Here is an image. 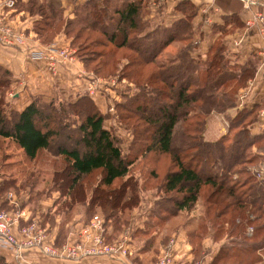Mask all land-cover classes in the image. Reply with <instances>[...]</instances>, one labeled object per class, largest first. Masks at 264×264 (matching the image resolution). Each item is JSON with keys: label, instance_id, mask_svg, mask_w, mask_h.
I'll return each mask as SVG.
<instances>
[{"label": "trees", "instance_id": "obj_1", "mask_svg": "<svg viewBox=\"0 0 264 264\" xmlns=\"http://www.w3.org/2000/svg\"><path fill=\"white\" fill-rule=\"evenodd\" d=\"M148 3L146 0L83 1L75 7L74 17L67 19L62 16L60 5L54 1L40 3L37 0H28L26 4L29 6L26 10L33 13V6H36L37 11L41 13H38L40 19L34 21L33 26L39 37L44 34L48 25L50 28L53 26L48 19L57 18L65 20L60 29L63 27L64 33L70 39V44L79 36L76 33L70 37V30L79 27L86 31L98 32L103 35L108 44H112L119 50L135 54L136 59L126 63L124 67L140 63L153 64L154 72H151L149 76L153 75L154 80H160L167 86L164 97L168 102H162L156 110H151L146 106L147 98L145 97L148 95L142 99V104H140L139 98L143 96L135 94L134 99L136 100L133 105L134 111L143 112L142 132H150L152 135H149L148 138H143L142 133L138 134V138L135 135L130 147L124 152L120 147L119 138L115 136L111 128L104 127L105 115L88 94L79 95L74 101L66 100L65 102L61 100L44 101L36 96L32 97L23 109L16 110L6 100L12 80L11 74L8 70L0 67V138L11 139L17 147L22 149L24 164L34 161L44 150L52 152L56 157H62L66 164L65 167L62 170L53 171L50 187L49 184L47 185L50 190H56L60 194V202L56 211L68 212L74 205L81 203L85 204V213L89 218L91 215L87 213L93 211L94 208H99L104 213V222L107 224L111 222L112 224H110L114 228L120 227L122 216L125 215L127 219L126 212L135 208L141 200L140 190L143 186L135 178L134 167L145 163L147 159H159L162 155H168L169 162H164V166L167 167L165 172H151L154 174H150V178L145 179V183H152L160 176L162 180L159 187L156 188L158 190L162 188L164 192L177 195H172L163 201L157 200L149 214L147 224L149 225L150 222L158 226L181 210H192L198 199H202L204 218L199 223V231L190 234L194 251L197 253L199 250L202 237L200 232L207 227L213 230L215 239H225L211 262L207 264H221L225 259L250 255V252L261 256V252L264 250V241L259 240L254 244L246 242L248 243L246 245L234 244L231 241L233 239L232 232L238 227L243 228L244 225L241 224L240 219L231 225L229 221L223 219V217H227L230 207L239 209L249 207V209L264 213L262 183L246 168L255 160L256 155L253 151L251 152L252 156L244 155L248 146L252 149L254 145L259 150L256 140L264 139V133L253 135L248 126L257 119V108L242 107L234 117L229 119V126L225 134L215 141H207L203 136V127H205V120L211 110L207 107L204 108L203 105L195 104L197 101H204L203 104L207 106L213 105L216 104V98L222 96L217 103L218 108L222 109L216 110V112H224L236 103L237 92L232 99L230 94L233 95V92L225 90L223 86L230 83L229 81L242 79L241 85L237 84L239 89L245 85L248 78L254 76L255 70L251 66L230 64L218 42V45L214 44L217 46L216 50L214 45L209 48L204 60L199 56H192L193 48L198 45L191 26V19L197 8L189 1H180L176 5V9L182 11L184 17L168 27H157L146 31L148 24L142 19V14L145 9L143 6H148ZM187 5L191 9L185 8L188 7ZM108 12L111 14L109 19L105 20V14ZM43 16H46L44 20ZM39 23L41 24L40 29L36 26ZM59 30H55L54 34L47 38L48 40H41L43 42L51 41ZM173 42L182 43L180 55L173 57L168 63L163 64L158 61V54ZM187 63L192 68L189 72L183 68ZM232 67H239L240 70L232 72ZM155 92L158 95L162 94L158 91ZM121 105L123 106V104ZM121 105L119 106L123 119L127 114H124L126 107L123 106V108ZM67 107L70 113L76 114L78 117L82 115V119L75 122L76 125L66 122V118L64 120L60 118L61 113L67 112ZM181 108L184 109L182 112L183 122L196 116H203L204 119L198 120L196 123L202 140L199 142L188 140L185 147H181L182 152H179L173 144V137L180 118L177 112ZM196 108L198 111H195ZM241 124L243 127L240 128ZM200 128H202V133ZM233 131L243 133L246 140L243 142L235 138L231 141L229 137ZM60 138L63 139V142L58 143L51 151L55 140ZM138 139L142 143V140L146 139L148 142L145 146L143 144V146H137L136 140ZM188 139L190 138L188 137ZM226 141L230 142L227 152H225ZM2 146L0 142V148ZM214 147L217 149L216 152L213 150ZM5 157L8 156L2 152L0 175L4 180L0 183V194L8 189L16 191L17 187L14 185L18 180L22 186L28 188L43 183L39 177V170L33 168V172L30 168L21 167L16 172L11 170L12 167H9L11 163L4 164ZM221 160L230 166L229 170L236 169L233 176L245 175L242 184H228L226 170L216 168ZM240 161L245 167L234 166ZM157 165L161 166L159 163ZM145 168L148 169V166ZM156 168L158 167L152 164L150 169L155 170ZM96 170H99L100 177L88 196L81 180ZM35 171L36 175H34ZM21 174L25 175L23 179L20 178ZM26 178H28L27 182L24 180ZM117 180L121 181L113 186ZM249 181H253L256 191L249 192ZM46 187L43 188L44 193L47 192L48 187ZM205 191L207 194H204ZM226 199H231L229 203H226L227 206L221 211H215L214 206H220ZM164 201L166 204H163ZM242 214L243 212H239L237 216ZM248 221L249 219L244 223ZM223 224L231 226L229 233L224 235L221 232ZM262 225L260 224L257 230L261 229ZM242 231L244 232V229ZM54 243L61 244L62 242L54 241ZM256 260L259 262V258ZM248 262L251 264L254 260ZM0 264H8L2 256H0Z\"/></svg>", "mask_w": 264, "mask_h": 264}, {"label": "crops", "instance_id": "obj_2", "mask_svg": "<svg viewBox=\"0 0 264 264\" xmlns=\"http://www.w3.org/2000/svg\"><path fill=\"white\" fill-rule=\"evenodd\" d=\"M7 1L0 0V16L6 24L13 28L15 33L22 32L25 37L20 47L0 46V67L8 70L12 79L6 96L12 108L21 110L32 97L36 96L44 101H50L71 100L79 95L88 94L95 101L96 99L104 100V95H100L101 91L96 90L93 94L86 92L94 74L85 68V64L76 52H73L72 58L58 64L55 71L49 68L46 59H32L28 56V51L24 49L27 45L40 49H46L47 45L68 47L70 39L62 27L51 41L41 43L43 41L33 28L34 21L40 19V16L26 10L25 4L28 0H14L12 6H7L5 4ZM37 1L58 3L65 19L74 17L75 7L83 2V0ZM180 1H189L197 8L191 19L193 36L195 40H198V45L191 52L192 56H199L204 60L209 48L218 42L230 64L251 66L255 70L254 76L238 91L240 95L244 92V97H238L236 103L224 112L208 116L205 123L206 129L203 132L204 139L215 141L225 134L229 126L228 119L234 117L242 107L257 108V119L248 126L253 135H262L264 117L259 115V111L264 107V61L258 56L262 45L261 36L255 28L248 27L246 24L252 16L251 10L245 8L239 0H151L142 14V19L148 24L146 31L157 27H168L184 17L182 11L176 9ZM259 7L264 12V0L261 1ZM171 44L164 47L158 57ZM158 57L157 60L160 61ZM10 93H13V96H10ZM104 110L101 112L105 114ZM109 126L104 119V127L109 128ZM7 140L11 141L20 153L19 159H12V155L6 151L5 142ZM0 142L3 143L0 150H4L10 158L5 157L4 164L24 160L22 149L17 147L11 139L0 138ZM255 148L253 145L252 149ZM3 180L0 175V183ZM18 181L14 185L17 187L16 191L8 189L0 194V210L22 212L19 222L11 225V232L17 238L20 237V227L29 221H36L44 229L48 239L55 242L77 239L81 231L89 224L92 217L85 216V209L80 205L81 203L74 205L68 212L56 211L60 202V194L56 190H50V184L48 188L46 187L47 192L44 193L43 183L28 188ZM8 192L13 193L11 198L7 197ZM157 199V196L148 199L146 201L147 210H139V206L143 203L141 199L135 208L126 212L127 219L125 215L122 216L120 227L114 228L111 224L104 222L106 241L114 242L123 237L128 240L130 254L126 258L97 256L74 261L52 258L35 248L21 250L16 256L14 248L5 245H0V256L8 264H150L172 238L174 241L172 251L177 262L184 263L198 259L204 263L211 262L224 240L215 239L213 230L208 227L200 232L202 237L197 253L190 240V234L199 231V223L204 218L202 199H198L192 210H181L158 226L150 222L148 225L149 214Z\"/></svg>", "mask_w": 264, "mask_h": 264}, {"label": "rangeland", "instance_id": "obj_3", "mask_svg": "<svg viewBox=\"0 0 264 264\" xmlns=\"http://www.w3.org/2000/svg\"><path fill=\"white\" fill-rule=\"evenodd\" d=\"M146 1L150 2L151 0H146ZM28 6H29L28 4H25V8H28ZM187 6L188 7H185V8L191 9V7L189 5H187ZM144 7H146V6L144 5L143 8ZM250 10L252 12V16L250 17V19L247 20V22L252 20V18L254 17V10L255 9L253 8ZM32 11L34 14H37V15H38V13L41 14L40 11L39 12L37 11L36 6H33ZM43 11L44 10H42V12ZM110 14H111V12H108L105 14V20L109 19ZM46 15H47V13H46ZM58 17H59V15H58ZM45 18H46V16H43V20ZM48 20L50 21L51 24H53V26L50 28V26L48 25V27L44 30L45 31L44 34H42V36H40V39H42V40L43 39L48 40L47 38H50L54 34V31L59 30L61 28V26H63V24H64L63 22H65V20H61V19H57V18L48 19ZM250 22H252V21H250ZM253 22L255 23L254 25L252 23H251V25H249L248 23H246V24L248 27L255 28L260 35L259 29H257L258 20L253 18ZM36 26L39 29L41 28L40 23L37 24ZM70 31H71L70 37H72L76 33H78L79 36L71 44L69 42L68 48L73 50V52H76V54L79 56V59L85 64V68L94 74L92 76V79L93 78H100V80H102V83L100 84V86L98 85L99 89L97 91H101L100 95H104V100L96 99V101L95 100L94 101H95L96 106L98 107L99 110H104V104H105V110H104L105 114L104 113L103 114L105 115L106 122L109 123V125H110L109 128H111V130L115 134V136H117L119 138L120 147L125 152V151H127L128 147H130V143L132 142L133 137L135 138V135H137V138L139 137L138 134H141V133H142L143 138L144 137L148 138L149 135H152V133H150V132H146V131L142 132V130H143L142 125L144 122L142 119V116H144V115H143V112L134 111L135 108L133 105H134V100H136V99H134V95L135 94H137V95L142 94L143 97L139 98V100L141 102L140 104H142V99L146 95H148V97H145V98H147L146 106L148 107V109L156 110V108L160 104H162V102H164V103L168 102V100L164 97V92L167 90V86L164 85L160 80H154L153 75L149 76V74L151 72H154L153 71L154 70L153 64L144 65V64L140 63L138 65L131 64L130 66L126 65V67H124V65L126 63H128V62L130 63L133 59H136L135 54L129 53V52L124 51V50H119V49L115 48L112 44H108L106 42L105 38L103 37V35L99 34L98 32L89 31V30L86 31V30L79 28V27L72 28ZM94 40H97V41L94 42ZM261 42H262V37H261ZM41 43H44V42H41ZM181 45H182L181 42H174L170 46H168L166 51L162 52L160 57H158L160 62H163V64L168 63V61H170V58L173 59V57L179 56ZM216 45H218L217 42H216ZM216 45H214L215 50L217 48ZM261 50H262V45H261L260 50L258 51V56L260 57L261 60H264V58L261 55ZM192 52H193V50H192ZM183 68H186L188 72L192 70L189 63L185 64L183 66ZM239 70H240L239 67H232V72H238ZM251 78L252 77L248 78L246 80V83ZM229 82L230 83H226L223 86V88L225 90L233 92V95H231L232 93L230 94V96H232V99L235 97L234 95L237 92L236 93V101H237L238 97H240L239 96L240 92L238 93L239 89L243 88L246 84L243 87H240L238 89L237 86L243 82L242 79L232 80ZM107 87H109V89H107ZM107 90H109V91L111 90L113 92L111 93ZM155 91H158L159 93L161 92L162 94L158 95V93L156 94ZM86 92L88 93L87 90H86ZM103 92H104V94H103ZM244 94H245L244 92L241 93V95H244ZM76 98L77 97H75L74 99H71V101H74ZM96 98H99V97H96ZM221 98H222V96H218L216 98V104H213V105L207 106L206 104H203L204 101H197L195 104L198 106L203 105L204 108H206V107L209 108L211 110L210 115H212V114L219 113V112H216V110L218 111V110L222 109V108H218V106H217V103ZM61 101L65 102L66 100H61ZM121 104H123V106L126 108H124ZM119 105H121L124 109H126V111H125L126 113H124V114H127V115L123 119L121 118V111H120ZM135 105H136V103H135ZM66 110H67V112L61 113L62 115H60V118L62 120H64L66 118L67 119V120H65L66 122H69L70 124L76 125L75 122H78L80 119H82V115L80 117H78L76 114L70 113L68 107L66 108ZM183 111H184V109L181 108L177 112V114L180 118H179V121L177 123V127L175 128L174 137H173V141H174L173 144L179 152H182L181 147L184 148L186 145V142L188 140H190V142H199L202 140L201 136L199 135L200 134L199 133V127H197L196 123H198V120H203L204 117L203 116H196V117L192 118L191 120L183 122V114H182ZM195 111H198V109L196 108ZM228 121H229V119H228ZM242 124L240 125V128L243 127ZM203 128H204V130H203V132H204L206 129V126ZM200 131L202 133V128H200ZM249 136L251 137V135H249ZM188 137L190 139H188ZM235 138H238V140L240 139L243 142H244V140H246L243 133H239V131H233L229 137V139L231 141L234 140ZM136 141H137V146H143V145L145 146L148 142L147 139L142 140L143 143L141 141H139V139ZM136 141L134 142V144L136 143ZM60 142H63L62 138L55 140V142L51 148V151ZM256 142H257L256 143L257 148H260L259 150L256 148L251 149V147L248 146V148L244 151L245 156H252V153H251L252 151L256 155L255 160L246 167V168H248L247 170L250 173L252 172L251 168L259 166L261 164H264V139L259 140V141L256 140ZM229 144H230V142H228V141L225 142V149H226V150L224 149L225 152H227V150H229ZM2 145H3V143H2ZM5 146H6V148H5L6 151L12 155V159H19L20 158V156H19L20 153H18L17 149L14 148L11 141L7 140L5 142ZM222 147H223V145H222ZM213 150H215L214 152H216L217 149H215V147H214ZM2 152H4V150H0V157H1ZM215 154L216 153H214V155ZM7 156H9V155H7ZM8 159H10V158L8 157ZM158 161L161 164L160 167L157 165ZM146 162L139 164V166H137V167H134V170H133V172L135 173V176H136L135 178L138 180L139 184H141L144 187V188L142 187L140 190V196H141V199L143 200V203L139 206V208H140L139 210H141V209L147 210L146 201L148 199L153 198L154 196H157V198H158L157 200L163 201L172 195H177L176 193L164 192L162 188H160L161 190H158L156 188V187H159V185L161 183L162 179L160 176H159V178L154 179V181L152 183H145V179L150 178V174H154L151 172H159V171L165 172L167 167L164 166V164H165L164 162H167V163L169 162V156L168 155H166V156L162 155L159 159H153V160L147 159ZM152 164L158 168H156L155 170L150 169L152 167ZM65 165H66L65 161L63 160L62 157H56L55 155L52 154V152L44 150V151L39 153V155L37 156V158L34 161L27 162V164H24L22 161H15L14 163H11V165L9 167H12L11 170H15L16 172H18L17 170H19L21 167L22 168H30V170L32 169L33 172H34V169L39 170L40 171L39 177L41 178V181L44 184L43 186L46 187L48 184L51 183L52 172L56 171V170H62L65 167ZM145 166H148V169L145 168ZM234 166H238L241 168L245 167V165L242 163V161L236 163ZM216 168H219V169L222 168V169L226 170L225 173H226L228 184H235V185L242 184V181L245 178L244 174H237V175L233 176L232 174L235 173L236 169L232 168L229 170L230 166L225 164V162L222 160H221V162H219V164ZM34 175H36V171H35ZM24 176L21 174L20 178L23 179ZM99 177H100V172H99V170H96L93 173H91L87 176H84L82 178L81 181L85 185L86 193L88 196L91 194V191L93 190L96 183L98 182ZM28 178H29V176H28ZM28 178H26L24 180L27 182ZM29 179L31 180V178H29ZM120 181L121 180L115 181L113 186L119 184ZM261 186L264 189V186L263 185H261ZM248 187L250 188V191H249L250 193L255 190V187L253 185V181H249ZM204 194H207L206 191L204 192ZM229 200H231V199H226V201L223 202L220 206H217V207L214 206V210L215 211L223 210V208H225L227 206L226 203L227 202L229 203ZM163 204H166L165 201ZM80 205L83 207V209H85V204H80ZM152 207H154V205ZM227 212H228L227 217L226 218L223 217V219H225V221H229L230 225H231V223L237 222V220H239V219H240L241 224L244 225L243 228L238 227L235 229L234 232H232V236H233L232 238L233 239L231 241H233L234 244L246 245V244H248L246 242H249V244H251V243L254 244L255 242H257L259 240L264 241V213L257 211L255 209H249V207L244 208V209L230 207ZM239 212H243V214L240 216H237L239 214ZM87 214H90L91 215V216L89 215L90 217H93V215L98 214L104 218V213L99 208H94L93 211H90ZM248 219H249V221L244 223V221H246ZM260 224H263L262 225L263 227L261 229L257 230V227ZM230 225L229 226L224 225V224L222 225L223 228L221 229V232L223 235L226 234L227 232L229 233V231L231 230ZM243 229H244V232L242 231ZM239 233H242V234H239ZM170 240H173V239L172 238L169 239L167 244L170 242ZM223 240H225V239L223 238ZM244 245H242V246H244ZM235 246H237V245H235ZM159 254H157V257ZM157 257L155 258L154 261H156ZM257 258H259V262H257V260H256ZM249 260L250 261L254 260V262L251 264H264V250L261 252V256L256 254V253L250 252V255L247 254V255H242V257L239 256V257L233 258V259H225L221 262V264H250L248 262ZM196 261H201V260L198 259V260H193L190 262L187 261V263H193ZM179 263H181V262H179ZM184 263H186V262H184ZM205 264H207V263L205 262Z\"/></svg>", "mask_w": 264, "mask_h": 264}, {"label": "built area", "instance_id": "obj_4", "mask_svg": "<svg viewBox=\"0 0 264 264\" xmlns=\"http://www.w3.org/2000/svg\"><path fill=\"white\" fill-rule=\"evenodd\" d=\"M239 1L242 2L245 8L255 9L253 18L258 20L257 29H259L262 37L261 55L264 58V13L259 7L262 0ZM5 4L7 6H12L14 0H8ZM253 18L250 20L252 22H247L249 25H251V23L253 25L255 24ZM24 38L22 32L15 33L13 28L6 24L3 17L0 16V46L20 47ZM24 49L28 51V56L32 59H46L52 71H55L58 64L64 63L65 60L72 58L73 55V50L68 47H58L55 45H47L46 49L27 45ZM101 83L102 80H100V78L91 79L87 89L88 93L92 94L94 91L98 90ZM10 96H13V93H10ZM242 97H244V95H240V98ZM259 115L264 117V107L260 110ZM251 171L264 186V164L251 168ZM12 195V192L7 193L8 198H11ZM21 216L22 212L17 210H0V245L14 248L16 256L21 250L30 248H35L42 254L52 258L74 261L97 256H108L115 259L126 258L130 254V247L126 238L123 237L114 242L106 241L104 236V218L101 215H93L89 224L81 231L77 239L66 240L61 244H55L54 241H50L44 229L36 221H29L22 225L19 230L20 237L17 238L11 232V225L18 223ZM173 242V240H170L166 247L160 252L156 261L150 264H205L202 261L193 263L177 262L172 251Z\"/></svg>", "mask_w": 264, "mask_h": 264}]
</instances>
